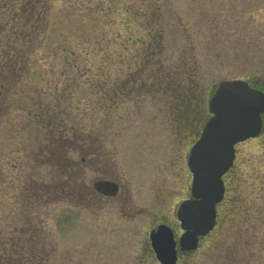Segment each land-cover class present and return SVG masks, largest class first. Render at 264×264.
Here are the masks:
<instances>
[{"label": "rangeland", "instance_id": "374dc122", "mask_svg": "<svg viewBox=\"0 0 264 264\" xmlns=\"http://www.w3.org/2000/svg\"><path fill=\"white\" fill-rule=\"evenodd\" d=\"M50 7L30 43L0 44V264H160L149 232L163 222L179 227L177 209L190 194L187 158L211 94L234 79L264 91V0ZM126 7L138 12L131 25ZM153 13L164 30L158 60L180 66L181 78L140 75L134 84L145 45L130 37L146 38L142 22ZM237 154L216 228L179 264H264V132L238 144ZM72 172L84 201L55 189ZM101 179L117 181L120 194L98 195Z\"/></svg>", "mask_w": 264, "mask_h": 264}, {"label": "water", "instance_id": "95a60500", "mask_svg": "<svg viewBox=\"0 0 264 264\" xmlns=\"http://www.w3.org/2000/svg\"><path fill=\"white\" fill-rule=\"evenodd\" d=\"M209 111L211 116L188 158L193 198L183 201L177 214L184 231L179 241L182 251L197 250L200 239L214 229L217 205L225 195L223 176L234 165L235 146L264 130V93L245 81L225 80L211 95ZM94 186L107 196H115L119 190L117 183L107 180ZM150 238L161 264L177 263V242L170 227L159 225Z\"/></svg>", "mask_w": 264, "mask_h": 264}, {"label": "trees", "instance_id": "16d2710c", "mask_svg": "<svg viewBox=\"0 0 264 264\" xmlns=\"http://www.w3.org/2000/svg\"><path fill=\"white\" fill-rule=\"evenodd\" d=\"M52 0H0V34H7L6 36L0 38V44L3 48L4 46H7L8 43L10 44H17L21 41H27V43H30L34 37L42 31L46 27V17L48 13L50 12V5ZM135 10V9H134ZM127 13L132 15L134 18L136 16L138 17L137 11H131V8L126 7ZM141 16V15H140ZM151 20L149 19L146 22L143 23V30L146 31V38L141 37H130L135 43H138L139 40L145 45V52L142 56V62L141 66L138 72H136L131 78L130 81L132 83H136L138 80L137 76L140 75H147L149 80H154V82L159 81L162 82L164 80H167L168 82H171L172 80H176L177 78H181L179 76V69L181 68L178 66L176 69L178 71H172L167 68H165V65L161 60H158L161 58L162 53V47H163V39H164V30H163V22L162 20L157 21L158 15L157 13H153L151 15ZM139 18V17H138ZM138 18L136 20L131 19L129 22V25L134 23L135 21H138ZM154 19L157 22H154ZM154 22V23H153ZM17 47V46H16ZM15 47V48H16ZM136 58V57H135ZM18 62V60H17ZM155 67V68H154ZM178 76V77H177ZM126 82V81H125ZM181 83L177 84L176 86L166 89L167 90H173L177 91V89L181 88ZM126 86V84H122V86H118V89L123 91V88ZM143 87V86H142ZM117 93V90L115 91ZM115 97L113 96L112 99ZM56 146V144H55ZM57 148V147H56ZM51 150H49V153L51 154ZM56 152H58L59 155H63L65 151L61 150V147L56 149ZM60 153V154H59ZM58 160V166L60 159ZM66 160V158H65ZM64 162V158H63ZM67 167L63 173L66 176V172L68 171ZM69 172V171H68ZM75 173H67L66 181L63 184V188L60 189L59 186L55 187L57 190H63L62 191V199L68 198V196H72L73 198L80 199L81 201L85 200V197L82 193L83 191V185L80 183L79 185H76V182H79L80 178H78L77 181L73 180ZM52 185H49V189H51ZM54 189V188H52ZM83 196H82V195ZM61 196V194H60ZM228 196L226 194L225 199L222 203L227 202ZM225 206V205H224ZM32 247L30 248L31 255L34 259L36 256V249L37 246H35L34 242L31 241Z\"/></svg>", "mask_w": 264, "mask_h": 264}, {"label": "flooded vegetation", "instance_id": "af4514ba", "mask_svg": "<svg viewBox=\"0 0 264 264\" xmlns=\"http://www.w3.org/2000/svg\"><path fill=\"white\" fill-rule=\"evenodd\" d=\"M248 81V80H247ZM127 82V81H126ZM248 83L250 84V86L252 87V88H255V89H259L260 90V86L259 85H257V84H254V83H252L251 81H248ZM127 84V83H126ZM263 91V90H262ZM264 92V91H263ZM186 99V98H185ZM185 99H184V101H185ZM206 112H207V116L209 117V111H208V108H207V110H206ZM207 117V118H208ZM263 120H264V115H263ZM236 155H238L237 154V152H236ZM230 171H233V169H231ZM230 173V172H229ZM228 173V174H229ZM227 174V175H228ZM226 177V176H225ZM101 180H108V181H113V182H116V183H118L117 181H115V180H113V179H101ZM191 183H192V174H191ZM225 183H226V181H225ZM119 184V183H118ZM226 186H227V183H226ZM186 190H187V192H189L190 194H189V196H188V198H190L191 196H192V194H191V185H190V187L188 188H186ZM120 192H121V185L119 184V192L116 194V196H118L119 194H120ZM96 193L98 194V195H100V196H103V197H105V195H102V194H100L99 192H97L96 191ZM116 196H106V197H116ZM188 198H186V199H188ZM184 200V199H183ZM218 215H219V212H218ZM177 222L179 223V227H176V226H174V227H172V226H170V225H168V226H170L171 228H172V230H173V233H174V236H175V239H176V241H177V250H178V257H179V259H178V263L177 264H179V262H180V260H181V258L182 257H184V256H186V255H188V254H190V252H184V251H182L181 250V248H180V245H179V237L181 236V234L183 233V230L181 229V224H180V221L177 219ZM164 223V222H163ZM164 224H166V223H164ZM152 230V229H151ZM150 230V231H151ZM150 241V240H149ZM150 246H151V243H150ZM151 249H152V246H151ZM152 251H153V249H152ZM154 252V251H153ZM155 255V254H154Z\"/></svg>", "mask_w": 264, "mask_h": 264}]
</instances>
